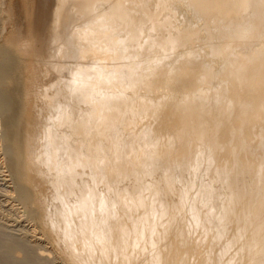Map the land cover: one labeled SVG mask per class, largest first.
I'll return each instance as SVG.
<instances>
[{
    "label": "bare ground",
    "instance_id": "6f19581e",
    "mask_svg": "<svg viewBox=\"0 0 264 264\" xmlns=\"http://www.w3.org/2000/svg\"><path fill=\"white\" fill-rule=\"evenodd\" d=\"M53 1L0 47V90L10 167L25 196L52 183L37 217L70 263L189 264L207 242L198 264H264V0ZM33 63L68 77L36 91Z\"/></svg>",
    "mask_w": 264,
    "mask_h": 264
},
{
    "label": "rangeland",
    "instance_id": "374dc122",
    "mask_svg": "<svg viewBox=\"0 0 264 264\" xmlns=\"http://www.w3.org/2000/svg\"><path fill=\"white\" fill-rule=\"evenodd\" d=\"M141 1L142 0H140V2ZM144 1L145 0H143L142 2L144 3ZM142 4L139 3V5H142ZM54 5H55V3L53 0H48L47 3L43 0H31V1L30 0H0V7H1L0 8V47L2 46V44L6 40H8L9 38H13L15 36L19 37L18 38L19 40L24 41L25 40L24 35L27 34L28 31L31 29L29 27L30 26L29 24H31L32 22L38 23L40 20L39 17L42 15L41 11H44V8H45L46 11L50 12L54 8ZM40 6H42V7L45 6V7L42 8ZM39 7H40V9H39ZM39 10H41V11H39ZM3 18H4V20H3ZM196 21L198 23H200L198 18L195 20V22ZM201 22H202V20H201ZM154 50L155 49H153V52H154V54H156V50L155 51ZM0 62H1V55H0ZM1 63H4V64H1ZM1 63L0 64L2 66H0V69H1L0 70L1 71L0 72V81L2 83H0L1 84L0 86L4 89L3 85L10 82L9 75H10L11 70L12 71L14 70V66H12V64L10 65L9 62H8L9 65L7 66V62L5 64V61H2ZM34 63L32 65V71H31L33 73L32 76H33L34 80L32 78V81L28 80V82L29 83L30 82L33 83L34 81H35L34 83L37 82L36 83V86H37L36 91L37 90L40 91L46 87V84H48L50 80L56 79L58 73H55L56 76L54 75L53 71H51L50 73L46 72L47 74L45 73V71H44V73H42L43 71L42 72L40 71V66L37 63L36 64H34ZM4 67H6V68L4 69ZM6 70H8V71H6ZM65 71L66 70L62 71L61 76L60 75H58V76H60L62 78H64V77L67 78L68 73H66ZM7 72H8V75H7ZM66 78H64V79H66ZM1 91L2 90H0V264H36V263L37 264H71L70 261L66 258L67 253L65 251L66 248H65L63 241L60 239L57 232L52 233V231L49 230V226H48V224L45 225L46 221L42 220L43 219L42 216L40 219L39 215H41V209H37V208H39V206L42 208V206L44 204L48 205L49 208H54L55 204L59 203L58 199L53 197L54 196V192H53L54 190L52 191V189H53L52 183L46 178L39 179L38 176H37L38 179L35 180V182H34L35 185L37 184L36 187H34V192H36L39 195L40 191H38V189L42 190V192H40L39 197L41 198L42 201L45 200L43 202L39 201L40 198H38L37 194L34 195V192L31 193L32 195L25 196L23 194V191L21 190V187L18 183V180L15 178L14 172L12 171V169L10 167L11 151H10V148L8 145L9 143L7 142V122L5 119L6 118V114H5V106L6 105L1 100L2 93H3ZM41 99H42V97H40L39 95L38 96H36V95L32 96L31 105H32L33 110L32 111L30 110L32 113L29 111L31 113V115L34 113V109H36L37 106H40V104H42L43 99L42 100ZM34 100H35V102H34ZM37 100H38V102L40 101V103L37 104ZM35 104H37V106ZM31 115H28L29 120L32 118ZM27 120H28V117H27ZM141 120H140L141 122H137L138 124L136 123V125H140V127H141L142 122H144V121L146 122L148 120V118L141 119ZM144 124H143L142 128H144ZM140 127L136 126L137 129H141ZM205 172H206V170H205ZM209 173H208V175H211V173L210 174ZM32 174H35V173H32ZM202 174L205 175V173H201V176H202ZM186 175L188 176V174H186ZM190 175H192V174H190ZM86 176H87V174L84 175V177L83 176H81V177L85 178ZM210 177L211 176H209V178ZM86 178H88V176ZM200 178H204V176H202ZM207 178L208 177H206V179L204 178V180H205L204 182L210 181ZM129 179H130V181H132L131 180L132 178H129ZM46 180H48L49 182ZM121 180H120V182H121ZM125 180L126 179H124V182H125ZM128 180L126 182H128ZM200 180H202V179H200ZM122 183L119 185L124 186V183L123 184ZM128 183L130 184L132 182H128ZM99 184H98V188L99 189L101 188V190H104L105 184L104 183H103L104 185L103 184L99 185ZM125 185H127V183ZM102 187L104 189H102ZM35 189H37V190H35ZM51 191H52V193H51ZM49 193H51V194L49 195ZM42 194L47 199H45V198L43 199ZM26 197H28V199H26ZM172 197L177 198L178 195L175 194V195H172ZM52 198L55 201L54 200L52 201ZM27 201H29L30 203H28ZM47 201H48V203H47ZM33 202H34V204H33ZM38 202H41V203H38ZM35 203H37L36 206H35ZM41 204H42V206H41ZM49 204H51V205H49ZM35 209H37V210H35ZM36 211H38V213H36ZM37 214H39L38 215L39 218L37 217ZM45 226L46 227L48 226V229L45 228ZM194 229H196V228H194V227L192 228V231H191L192 234H190V237H192L193 240H196V238L194 239V236L197 237V234L193 236V232H196V231H193ZM47 230H49V231H47ZM198 230L196 233H198L200 231V230L199 231ZM47 232L48 233L50 232L52 234L49 235L50 233L48 234ZM173 235L174 234H171V236H173ZM176 237L177 236L173 237L174 240ZM178 239H177V245L180 244V241ZM190 240H191V238H190ZM196 241H198V239ZM62 243H63V245H61ZM181 243L182 244H180V246L181 245L184 246L183 245L184 243L182 241H181ZM191 243L192 242H190L188 244L191 245L190 247L192 248L193 247L192 245H194V242L192 244ZM197 244H198V242H197ZM197 244H195L194 247ZM207 244H208L207 242H202V244L200 243V245H198L201 250L199 249L197 251V248H198L197 247L196 248L197 253L195 254L194 253L195 251H194L193 252L194 255H190V259H191V256H193V258H194V259H192V261L190 260L191 264H192V262L194 264H196L198 259L200 260L202 258L201 255L205 254V252L203 250L205 248H207L206 247ZM189 245H186V246H189ZM201 245H203V247H204L203 249H202ZM185 247H183V248H185ZM57 248H58V250H57ZM183 248H181V250ZM199 251L200 252L202 251L201 252L202 254L200 255V257L198 256L200 253ZM61 257H63V258H61ZM190 262L188 261L189 264H190ZM198 263H199V261H198ZM135 264H137V262Z\"/></svg>",
    "mask_w": 264,
    "mask_h": 264
}]
</instances>
